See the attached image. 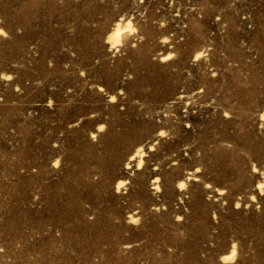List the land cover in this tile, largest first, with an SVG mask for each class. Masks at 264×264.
Masks as SVG:
<instances>
[{
	"label": "rangeland",
	"instance_id": "1",
	"mask_svg": "<svg viewBox=\"0 0 264 264\" xmlns=\"http://www.w3.org/2000/svg\"><path fill=\"white\" fill-rule=\"evenodd\" d=\"M0 264H264V0H0Z\"/></svg>",
	"mask_w": 264,
	"mask_h": 264
},
{
	"label": "clouds",
	"instance_id": "2",
	"mask_svg": "<svg viewBox=\"0 0 264 264\" xmlns=\"http://www.w3.org/2000/svg\"><path fill=\"white\" fill-rule=\"evenodd\" d=\"M233 255H235V253H233Z\"/></svg>",
	"mask_w": 264,
	"mask_h": 264
}]
</instances>
